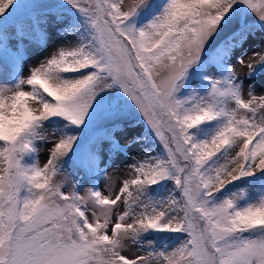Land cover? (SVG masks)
Returning <instances> with one entry per match:
<instances>
[{"label": "snow or ice", "instance_id": "6c2138e0", "mask_svg": "<svg viewBox=\"0 0 264 264\" xmlns=\"http://www.w3.org/2000/svg\"><path fill=\"white\" fill-rule=\"evenodd\" d=\"M66 2L81 17L63 29L77 43L0 87V264H264V95L257 97L249 83L243 99L244 80L227 64L247 24L212 47L241 5L264 26V0H165L141 27L130 19L154 9L153 0L127 8L123 0ZM13 3L0 0V17ZM253 55L258 59L246 65L245 77L264 65V46ZM198 63L200 71L189 73ZM210 64L220 73L204 75ZM236 64L244 65L243 56ZM201 76V86L192 87ZM113 89L142 114L164 149L130 165L135 178L124 180L114 198L102 195L100 179L80 195V181L65 171L76 135H61L43 167L37 158L24 161L36 151L33 140L47 138L45 121L61 117L79 127L98 94ZM244 177L258 187L233 184ZM102 178L110 189L107 169ZM169 181L172 188L158 197L153 186ZM118 202L124 211L113 223ZM145 234H179L180 242L156 250L151 240L145 245ZM129 241L145 254L125 255Z\"/></svg>", "mask_w": 264, "mask_h": 264}, {"label": "rangeland", "instance_id": "374dc122", "mask_svg": "<svg viewBox=\"0 0 264 264\" xmlns=\"http://www.w3.org/2000/svg\"><path fill=\"white\" fill-rule=\"evenodd\" d=\"M165 2V0H163ZM258 2V0H253ZM134 0H123L124 6L127 8L132 5ZM156 5V9L159 11L161 7V0H153ZM154 8V9H155ZM32 12H42L37 14L38 16L44 17L43 21L37 24V30L34 31L33 37L22 35L19 38L12 37L1 44L0 51L10 56L14 63L10 69L6 66L0 72V87H11L19 77H27L29 75V68L37 66L43 60L50 58L53 54L57 53L61 47H71L77 43V36L70 32L62 31L67 26L73 14L78 12L73 9L66 0H21L17 3L16 7L11 11L9 17H22ZM235 19L229 24L221 27L214 40L212 41L214 47L216 44L225 39L226 36L236 32L241 27V24H247L248 28H251V32L247 33L246 37L238 43H235L231 47V54L227 56V64L234 65L236 72L244 80L242 88V97L245 100L249 99L248 96V84L253 83L255 85L253 92L259 97L264 95V73L255 74L253 77H245L247 68L243 71L239 69L240 64H236L239 57L243 56L244 65L252 62L258 57L254 56L253 53L260 52L262 46H264V26L260 25L256 20L255 13H251L241 5L236 10ZM153 11L139 12L130 19V22L141 27L146 24L154 15ZM232 38V37H231ZM230 38V39H231ZM230 39H226L227 44ZM200 64L193 66L189 69V73L196 74L199 72ZM205 75L208 74H219L217 69L213 65H208L205 68ZM203 77L194 79L192 81V87L198 88L201 86ZM25 91H29L28 86H24ZM29 106L36 109L37 105L34 101L29 99ZM11 115V110H9ZM50 120H57L56 124L51 123ZM49 121H45L43 128L46 135V139L36 140L33 157L30 163L37 158L39 166L43 167L44 163L48 159L49 150L54 146L55 142H58L59 137L64 134V129L71 130V134L76 133L75 130L79 129L80 126L85 127V131L89 133V136L94 132H98L101 128H111L112 126H118L113 128V132L108 142H103V146L98 151H95L94 159L90 163L91 167L84 169L83 167H75L74 165L67 164L70 158L76 157V155L83 153L85 150L91 149L94 144L91 140L80 142L77 139L73 142L72 149L64 157L63 167L69 174L75 176L80 181V195H84L85 189L90 187V182L95 179L98 181L99 190L102 195L108 196L111 192L114 198V194L119 192L122 187L124 180H131L135 178V170L130 165L143 161L145 155L149 156H160L161 151L164 150L159 139L155 137L151 132L150 135L154 140L147 139L143 134L147 128L145 121L140 114L131 104V102L121 93L118 89H113L110 92H101L98 94L96 100L90 109V116L86 118L85 122L76 127L74 125H68V122L61 117H51ZM149 131V130H148ZM91 138V136H90ZM139 138V139H138ZM82 143V144H81ZM79 147V148H78ZM146 150L147 153H146ZM235 149L231 155L235 156ZM4 164L0 162V172ZM238 167V165H234ZM107 169V175L112 178L113 184L111 188L107 187L108 181L102 178L103 171ZM227 179V176L224 177ZM57 182L63 183V176L56 177ZM244 178H242L243 180ZM244 181V180H243ZM258 181L253 179L250 181H244V183L233 182L238 187H258ZM172 183L169 181L164 187H160L158 191L155 186L156 195L166 196L167 190L172 188ZM72 190L71 182L67 183L63 187V191L68 193ZM231 190V189H230ZM235 191V189H233ZM244 201L242 200L241 203ZM113 218L112 222L115 223V217L124 211V205L122 202H118V206H113ZM91 218V212H89ZM127 222H131L128 220ZM109 235H111L109 231ZM161 234L159 238L153 235H145L144 243L147 245V241L153 242L156 250H163V243L161 242ZM181 237L180 239H183ZM172 235L169 236L165 243L171 241L168 249L175 247L180 240H170ZM127 243V249L124 254L129 258H132L133 254L144 255L143 250H139L138 246L132 244L130 241ZM151 251L152 249H148Z\"/></svg>", "mask_w": 264, "mask_h": 264}, {"label": "trees", "instance_id": "16d2710c", "mask_svg": "<svg viewBox=\"0 0 264 264\" xmlns=\"http://www.w3.org/2000/svg\"><path fill=\"white\" fill-rule=\"evenodd\" d=\"M20 1L21 0H14L13 5L10 6L9 10L5 13V15L0 17V35H2V39H0V47H1L2 43H4L5 41H7L8 39H10L12 37L19 38L22 35H24L26 37H28V36L33 37L34 31L37 30V24L39 22L43 21V19H44V17L37 15V14H40L42 12H32L30 14H27V15L19 17V18L9 17L11 11L16 7L17 3ZM163 3H164V1L161 0V4H163ZM151 11H153V13H155L158 10L155 8V9H152ZM80 21H81L80 15L75 13L72 16L70 23H79ZM67 26H65V27H67ZM63 29H62V31H63ZM237 31H238V29L236 30V32ZM249 32H251V28H248L247 33H249ZM232 34H230L229 36H226L225 39H223L222 41H225L226 39H230L232 37ZM237 39L241 40L239 38V36L237 37ZM218 44H220V42ZM225 48H226V45H221V51H224ZM230 54H231V50L228 52L227 56H229ZM13 63H14V60H11L9 55L4 54L3 52L0 51V72H2V70L5 66L8 69H10L12 67ZM210 65H213L215 67V69H217L218 72H220V67L218 66V64H210ZM205 68H204V71H205ZM199 71H200V68H199ZM259 73H264V65L257 66L256 74H259ZM204 75H205V72H204ZM50 121H51V123H55V124L57 123L56 122L57 120H50ZM116 127H118V126H112L111 128H101L100 131H98L96 133L94 132L93 134H91L90 135L91 138H90L89 133H87V131H85L86 128L80 126L79 129L75 130L76 133H74V135H76V137H78L80 139V142H85L88 139L93 141L94 146L91 149H89L87 151L85 150L83 153L81 152V154L76 155V157L70 158L68 160L67 164H69L70 166L72 164L75 167H83L84 169L91 167L92 163H90V162L92 161V158L94 157V155L96 153L95 151H98L99 149L102 148L103 142L109 141V138L113 132L112 129L116 128ZM149 132L150 131H148V129H146L144 134H143V137L146 136L147 139L154 140L151 137ZM66 134H71V130L70 129L69 130L64 129V134H62V135H66ZM34 141H35V139L33 140V145L35 147ZM2 143L3 142H0V144H2ZM33 154H34V152L27 153L23 158L24 161L27 163H30V160L32 159ZM162 155H164V150L161 151L160 156H162ZM257 176H260V174L258 173ZM243 180L244 181H250V180H253V178L252 177H244ZM154 186L156 187V189L158 191H160L159 190L160 187H158L156 185H154ZM171 235H172V239H170V240H177L178 239L177 237L179 236V234H164V236H162V239L160 242V243H163L164 248L165 247L168 248L170 246L171 241H169L170 243H168V242L165 243L164 241H166V239ZM156 238H159V236Z\"/></svg>", "mask_w": 264, "mask_h": 264}, {"label": "bare ground", "instance_id": "6f19581e", "mask_svg": "<svg viewBox=\"0 0 264 264\" xmlns=\"http://www.w3.org/2000/svg\"><path fill=\"white\" fill-rule=\"evenodd\" d=\"M246 68H247L246 65H240V66H239V69H240L241 71L245 70Z\"/></svg>", "mask_w": 264, "mask_h": 264}]
</instances>
